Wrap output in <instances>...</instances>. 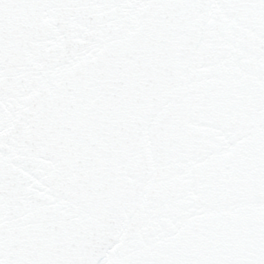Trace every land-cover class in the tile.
Returning <instances> with one entry per match:
<instances>
[{
	"label": "snow or ice",
	"instance_id": "obj_1",
	"mask_svg": "<svg viewBox=\"0 0 264 264\" xmlns=\"http://www.w3.org/2000/svg\"><path fill=\"white\" fill-rule=\"evenodd\" d=\"M0 264H264V0H0Z\"/></svg>",
	"mask_w": 264,
	"mask_h": 264
}]
</instances>
